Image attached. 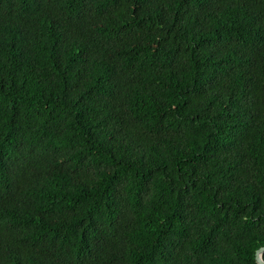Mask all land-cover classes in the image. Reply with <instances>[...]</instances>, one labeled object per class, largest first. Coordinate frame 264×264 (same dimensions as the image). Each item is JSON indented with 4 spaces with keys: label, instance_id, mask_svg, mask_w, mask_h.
<instances>
[{
    "label": "trees",
    "instance_id": "obj_1",
    "mask_svg": "<svg viewBox=\"0 0 264 264\" xmlns=\"http://www.w3.org/2000/svg\"><path fill=\"white\" fill-rule=\"evenodd\" d=\"M264 0H0V264H258Z\"/></svg>",
    "mask_w": 264,
    "mask_h": 264
},
{
    "label": "water",
    "instance_id": "obj_2",
    "mask_svg": "<svg viewBox=\"0 0 264 264\" xmlns=\"http://www.w3.org/2000/svg\"><path fill=\"white\" fill-rule=\"evenodd\" d=\"M256 259L258 264H264V246L257 250Z\"/></svg>",
    "mask_w": 264,
    "mask_h": 264
}]
</instances>
